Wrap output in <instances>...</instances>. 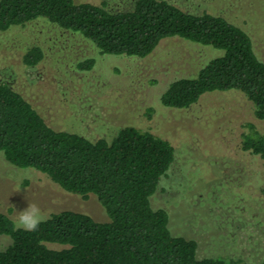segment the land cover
Instances as JSON below:
<instances>
[{
	"label": "trees",
	"instance_id": "trees-1",
	"mask_svg": "<svg viewBox=\"0 0 264 264\" xmlns=\"http://www.w3.org/2000/svg\"><path fill=\"white\" fill-rule=\"evenodd\" d=\"M37 19L81 34L102 53L144 58L165 39L184 40L188 60L198 56V61H190L192 71L169 83L161 95L164 105L188 108L207 92L235 89L264 119V60L249 32L222 15L189 12L169 0H135L130 9L117 11L106 2L0 0V30ZM43 58V48L35 45L23 61L34 66ZM94 64L90 58L80 67ZM246 127L242 149L264 159V132L253 121ZM0 151L12 164L35 168L71 193L96 194L109 215L98 221L64 209L37 231L26 232L15 230L14 220L0 210V234L12 239L0 248V264H252L243 258L199 257L197 240L175 235L167 209L152 205L175 160L168 138L134 125L122 127L111 140L56 128L0 78Z\"/></svg>",
	"mask_w": 264,
	"mask_h": 264
},
{
	"label": "rangeland",
	"instance_id": "rangeland-1",
	"mask_svg": "<svg viewBox=\"0 0 264 264\" xmlns=\"http://www.w3.org/2000/svg\"><path fill=\"white\" fill-rule=\"evenodd\" d=\"M111 10L133 7L135 0H77ZM183 9L222 15L252 36L264 60V0H169ZM44 58L24 63L33 46ZM189 44L178 38L161 42L151 55L138 58L100 52L89 39L37 19L0 30V78L11 82L52 126L91 139H112L126 125L168 138L175 160L152 195L155 208H165L175 235L194 238L199 257L264 260V159L244 151L242 133L253 121L264 132V119L241 91L207 92L188 108L168 107L161 95L176 76L192 71ZM94 58L90 69L80 63ZM195 66V63L194 65ZM20 188L18 191H16ZM29 199L51 215L64 209L109 215L98 196L88 198L62 188L35 168L9 162L0 151V210L13 220ZM0 234V248L11 243ZM52 246L59 247L57 244Z\"/></svg>",
	"mask_w": 264,
	"mask_h": 264
},
{
	"label": "clouds",
	"instance_id": "clouds-1",
	"mask_svg": "<svg viewBox=\"0 0 264 264\" xmlns=\"http://www.w3.org/2000/svg\"><path fill=\"white\" fill-rule=\"evenodd\" d=\"M26 199L28 200L27 206L23 210L16 211L14 228L17 231L34 232L38 230L41 224L51 219V216L46 214L38 203L29 197Z\"/></svg>",
	"mask_w": 264,
	"mask_h": 264
}]
</instances>
